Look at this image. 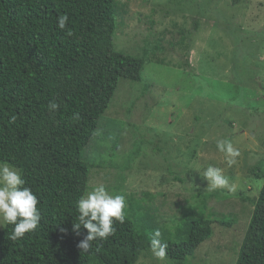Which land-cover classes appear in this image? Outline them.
<instances>
[{
    "label": "trees",
    "instance_id": "1",
    "mask_svg": "<svg viewBox=\"0 0 264 264\" xmlns=\"http://www.w3.org/2000/svg\"><path fill=\"white\" fill-rule=\"evenodd\" d=\"M210 1H166L174 2L167 11L192 15V26L179 30L180 40H172L187 55L194 32L204 31L203 24L213 16L207 14ZM239 1H234L236 7ZM123 6L120 0H0V161L22 171L41 211L38 228L22 240L8 239L11 225L0 228V264H136L150 252L151 234L157 229L168 244L166 259L185 264L211 237L214 222H233L226 216L205 215L206 193L196 194L201 196L197 209L190 203L181 214L166 219L148 203L129 197L126 221L114 224V236L94 241L87 254L77 247L87 234L83 228L79 234L73 231L74 203L88 189L91 164L84 158L85 149L119 79L142 78L144 59L114 47ZM65 13L71 36L56 26L57 17ZM201 63L185 60L182 68L194 76L196 70L213 66L209 60ZM50 102L59 108L49 111ZM77 112L80 119L74 120ZM11 116L17 117L15 123ZM257 173L264 177V172ZM253 202L234 264H264V181Z\"/></svg>",
    "mask_w": 264,
    "mask_h": 264
},
{
    "label": "rangeland",
    "instance_id": "2",
    "mask_svg": "<svg viewBox=\"0 0 264 264\" xmlns=\"http://www.w3.org/2000/svg\"><path fill=\"white\" fill-rule=\"evenodd\" d=\"M166 1L120 0L114 47L144 59L142 78H120L98 119L84 153L91 164L87 190L104 184L112 194L148 203L163 219L190 203L197 209L196 194L206 193L205 215L233 222H214L211 237L185 264H234L264 181L256 175L264 172V0H240L238 7L235 0H211L213 16L194 32L188 55L172 40L192 26V15L167 11L174 2ZM185 60L213 66L190 76ZM218 140L240 151L235 165L217 150ZM209 166L222 170L228 187L207 189L202 174ZM136 264L171 263L150 250Z\"/></svg>",
    "mask_w": 264,
    "mask_h": 264
},
{
    "label": "clouds",
    "instance_id": "3",
    "mask_svg": "<svg viewBox=\"0 0 264 264\" xmlns=\"http://www.w3.org/2000/svg\"><path fill=\"white\" fill-rule=\"evenodd\" d=\"M68 21V15L61 14L57 17L56 26L71 36L73 33L68 29ZM58 108L59 105L55 102L48 104L49 111H56ZM72 118L79 120V113H74ZM16 119V116H11L10 122L15 123ZM216 148L225 155L229 166L237 163L240 151L230 140H218ZM202 178L208 182L207 189L212 191L229 186L227 177L217 167H207ZM39 203L38 196L26 186L22 171L7 161H0V228L12 226V231L8 235L10 241L22 240L26 234L36 231L41 221ZM74 207L77 215L76 222L73 223V231L79 234L82 228L87 230V234L77 245L81 253H89L94 241L106 242L116 233L114 224H123L126 221L125 195L112 194L104 184L85 190L75 201ZM161 236L158 229L154 230L149 244L158 262H163L167 257L168 244L162 242Z\"/></svg>",
    "mask_w": 264,
    "mask_h": 264
}]
</instances>
